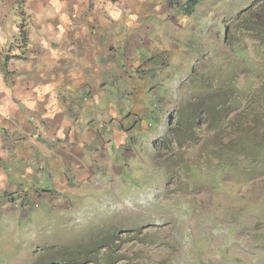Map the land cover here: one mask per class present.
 <instances>
[{
	"label": "rangeland",
	"instance_id": "obj_1",
	"mask_svg": "<svg viewBox=\"0 0 264 264\" xmlns=\"http://www.w3.org/2000/svg\"><path fill=\"white\" fill-rule=\"evenodd\" d=\"M22 5L4 65L27 53ZM261 15L264 0H162L137 15L121 43L127 78L83 102L124 131L101 129L82 177L56 187L41 165L40 194L12 196L0 264H264Z\"/></svg>",
	"mask_w": 264,
	"mask_h": 264
},
{
	"label": "crops",
	"instance_id": "obj_2",
	"mask_svg": "<svg viewBox=\"0 0 264 264\" xmlns=\"http://www.w3.org/2000/svg\"><path fill=\"white\" fill-rule=\"evenodd\" d=\"M17 1L0 0L1 216L13 195L27 200L40 194L30 185L40 180L41 165L46 168L43 176L49 174L58 187L83 176L87 149L99 145L101 129L115 137L124 131L120 116L89 113L84 98L94 95L100 103L104 83L111 80L121 87V79L127 78L121 68V43L139 25L137 15L150 14L162 2L22 0L18 14L32 18L27 53L20 66L11 60L4 65L7 31L17 29L10 17ZM41 3H51L53 9L45 15L52 16H43Z\"/></svg>",
	"mask_w": 264,
	"mask_h": 264
},
{
	"label": "trees",
	"instance_id": "obj_3",
	"mask_svg": "<svg viewBox=\"0 0 264 264\" xmlns=\"http://www.w3.org/2000/svg\"><path fill=\"white\" fill-rule=\"evenodd\" d=\"M252 14H256L255 11L251 12ZM253 26L259 27L261 30H264V15H261L256 18V21H254Z\"/></svg>",
	"mask_w": 264,
	"mask_h": 264
}]
</instances>
